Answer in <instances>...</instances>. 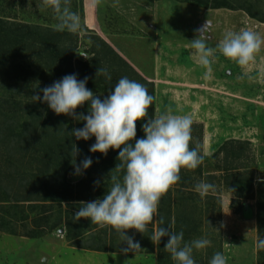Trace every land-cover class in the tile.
Returning a JSON list of instances; mask_svg holds the SVG:
<instances>
[{"label":"rangeland","instance_id":"obj_1","mask_svg":"<svg viewBox=\"0 0 264 264\" xmlns=\"http://www.w3.org/2000/svg\"><path fill=\"white\" fill-rule=\"evenodd\" d=\"M227 3L233 8L199 7L178 0H101L98 5L92 0H71L70 5L83 26L79 33H69L76 47L73 61H86L79 55L82 52L88 58L93 57L92 48L106 53L99 48L96 38L115 52L108 36L116 40L131 36L134 43L126 41L125 45L140 61L130 67L152 86L155 97L152 115L171 112L192 116L190 148L195 142L201 144L205 174L219 177L214 170L223 160L219 147L224 142L245 141L250 145L251 164L245 165L252 171L253 191L251 199L240 201L239 213L231 209L232 195L217 181L212 182L216 192L210 194L220 200V223L203 213L204 203L211 204L212 199L184 203L189 207L191 225L197 229L192 239L184 241L197 238L211 241L206 249L194 250L196 264H209L217 251L225 255L227 264L257 263L256 205L264 201V46L246 68L219 55L207 79L206 69L196 62L189 48L195 30L207 19L212 22L207 41L210 47H215L229 30L248 28L264 36V0H227ZM40 4L41 0H0V230L28 237L49 234L91 252L104 249L120 252L127 245L112 227L101 228L85 218L73 221L79 202L105 195L110 187L109 173L120 163L119 150L110 149L104 158L99 152H90L95 137L84 141L69 134L74 128H82L83 121L56 115L46 103L32 100L33 94L51 84L38 75L45 69L44 75L50 76L51 60L47 53L56 47L61 49L44 32V28L53 29L57 22L55 14L51 8L39 7ZM139 16L146 19L141 21H148L143 27H138ZM36 37L42 38L41 44L35 43L37 39L33 42ZM145 38H149L147 45L137 44ZM54 63L52 69L60 65L59 61ZM109 66L105 61L102 68L109 72ZM53 75L58 72H53L51 79ZM131 79L135 80L132 76ZM106 90H98L101 99ZM39 94L42 97V92ZM88 108L86 102L76 112L86 115ZM141 129L137 123L136 139L141 138L138 133L144 136ZM73 144L79 149L77 164L85 157L93 161L81 175L74 174ZM217 152L218 156L213 158ZM107 160L109 164H105ZM194 205L196 209L192 208ZM127 255L129 261L123 264H154V259L143 250Z\"/></svg>","mask_w":264,"mask_h":264},{"label":"clouds","instance_id":"obj_2","mask_svg":"<svg viewBox=\"0 0 264 264\" xmlns=\"http://www.w3.org/2000/svg\"><path fill=\"white\" fill-rule=\"evenodd\" d=\"M92 2L98 5L101 0ZM70 5L71 0H41L38 6L51 8L54 12L57 21L52 25L54 31L76 34L82 31L83 26L79 14L72 11ZM211 28L212 22L207 19L195 30V38L189 41L191 55L206 69L205 79L212 73V65L219 55L246 68L255 61L264 46V36L241 28L239 31H226L217 45L210 47L207 41ZM79 55L88 59L86 53ZM95 75L112 80L106 68H98ZM88 79L79 80L76 74L66 75L39 89L32 95V100L46 103L56 115L63 114L83 121L82 128H74L69 134L76 140L84 141L95 137L90 152L106 156L110 149L119 150L117 160L120 163L109 173L110 187L105 195L93 201L79 202L80 207L74 213L73 221L85 218L101 228L111 226L121 242L127 245L121 251L124 254L130 251L137 253L142 250L140 243L129 236L127 230L135 229L144 234L149 224H164V218L158 215L159 202L180 181L182 168L193 170L204 162L201 144L195 142V146L190 148V142H193L191 115L156 112L149 116L155 97L144 84L123 76L118 79L114 90L101 99L86 87ZM86 102L89 104L88 114H77L76 109ZM137 121H146L142 124L144 137L140 139H136ZM78 154L79 149L73 144L71 156L75 175H81L93 163L90 157H85L77 164L75 157ZM195 191L204 198L209 193H215L216 186L202 180L196 183ZM164 237H168L164 250L170 253L176 264H196L194 250L211 246L207 238L185 242L183 231L174 232L168 227H158L150 239L159 244ZM260 247L264 248V240L260 241ZM209 264H227V258L217 251Z\"/></svg>","mask_w":264,"mask_h":264},{"label":"trees","instance_id":"obj_3","mask_svg":"<svg viewBox=\"0 0 264 264\" xmlns=\"http://www.w3.org/2000/svg\"><path fill=\"white\" fill-rule=\"evenodd\" d=\"M148 2H154L159 0H146ZM180 2H190L199 7H209L210 8H226L232 9L233 7L227 3V0H178ZM240 8V7H237ZM239 10H243L241 7ZM245 12L253 17L252 13L245 8ZM38 31H43L41 27H35ZM35 30V29H34ZM44 32L47 36V39L54 38L55 42L59 44V47L53 48L52 51H49L47 55L50 57L51 64L49 65V77L44 75L45 69L41 71L40 74L48 80L49 84L52 85L53 82L60 80L62 77L69 74H76L79 80H83L84 77H88V82L86 87L96 93L102 88H106L105 96L109 94L110 90H114L115 84L118 82V79L127 76L129 79L134 78L136 81L144 84L150 94L153 95L152 86L147 82L143 81L138 77V75L133 72L131 67L113 50H111L104 42L100 39L96 38L95 42L99 44V48L102 50L105 49L106 53L96 52L93 48L91 52L93 57L86 59V61H73L74 53H75V41L73 38H70V34L66 32H57L53 29L44 28ZM75 36V35H74ZM7 35L3 37L5 39ZM73 37V36H71ZM76 38V36H75ZM37 39L33 38V42ZM42 38L37 39L35 42L38 44ZM41 44V42H40ZM63 48V49H62ZM59 53V54H58ZM47 57V59H49ZM108 59H107V58ZM106 58V59H105ZM56 60V61H55ZM59 61L60 65H55L54 69L51 67L55 64L54 62ZM108 62L109 72L112 76V80H107L104 76L96 77V72L98 68H102L104 62ZM113 63V65H111ZM47 70V67H46ZM48 71V70H47ZM58 72V75H53L54 77L51 79L53 72ZM37 76V75H35ZM40 80V77L37 79ZM47 81H45L46 83ZM44 83V84H45ZM99 90V91H98ZM100 93V92H99ZM102 93V92H101ZM149 116H152V106L149 108ZM146 121H137V123L142 127V124ZM143 131V128L140 132ZM141 138L142 133H138ZM219 153L222 155L223 160H221L220 164H217L215 168V172L219 173V177L217 178L212 173H204L202 168V164L199 165L196 169L189 170L182 168L180 171V181H178L175 185H173L167 193H165L158 206V215L164 218V224L160 225L158 223L149 224L148 230L141 234L137 232L135 229L127 230V234L129 236L134 237L135 241L140 243L141 249L145 251V253L150 255H156V264H176L171 259L170 253L164 250L165 244L168 240V237H164L161 239L159 244H154L150 237L153 232L158 227H168L171 231L184 233V240L189 241L191 235L195 233L197 230L196 227L191 225V221L189 218L187 205L184 203H191L194 200L201 199L200 195L195 191L196 183L200 181H206L212 183L213 181H217L219 186H221L225 191L229 192L232 195V201L230 203L231 209L235 213H239L241 211L242 204L241 200H248L252 197L253 191V176L250 168L246 167L245 164H251V149L248 142L245 141H236L231 140L224 142L219 147ZM218 156V152L214 154L213 158ZM105 156L103 155V158ZM106 159V158H105ZM110 161H106L105 164H109ZM193 178V179H191ZM195 178V179H194ZM218 179V180H217ZM234 190V191H231ZM205 199H212L213 202L211 204L204 203L206 206L203 211L204 214L207 215V218H210L211 221H216L220 223L221 221V213H220V200L217 196L213 194H208ZM203 206V207H204ZM196 209L197 206L194 205L192 207ZM256 233H257V241H256V255H257V263L256 264H264V248L260 247V241L264 240V201H260L256 205ZM109 226L108 228H110ZM109 240L110 237H106ZM105 251V249H104Z\"/></svg>","mask_w":264,"mask_h":264},{"label":"crops","instance_id":"obj_4","mask_svg":"<svg viewBox=\"0 0 264 264\" xmlns=\"http://www.w3.org/2000/svg\"><path fill=\"white\" fill-rule=\"evenodd\" d=\"M142 18V16H139L138 27H143L148 22L141 21L146 20ZM159 29L161 30V28ZM147 39L149 38H145V41H139L137 44L147 45ZM159 39L161 40V35ZM118 40H122L123 44H119ZM126 41L134 43L131 36L117 40L113 36H108V42H110L117 55L126 63L128 62L129 66L134 67L140 59L130 53V49L125 45ZM148 255L154 259L152 261L156 264V255ZM42 260V264H123V262L129 261V256L122 251L94 250L91 252L88 249L75 248L65 240L51 237L49 234L28 237L5 234L0 230V264H19L20 262L21 264H41Z\"/></svg>","mask_w":264,"mask_h":264}]
</instances>
